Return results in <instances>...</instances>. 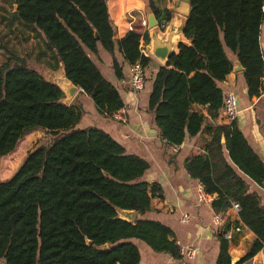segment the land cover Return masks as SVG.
Listing matches in <instances>:
<instances>
[{
	"label": "trees",
	"instance_id": "1",
	"mask_svg": "<svg viewBox=\"0 0 264 264\" xmlns=\"http://www.w3.org/2000/svg\"><path fill=\"white\" fill-rule=\"evenodd\" d=\"M4 1L9 9L0 8L2 20L21 43L35 40L37 53L31 60L28 53L0 44V161L28 132L43 131L50 142L36 145L8 180L0 179V262L139 264L134 241L179 258L171 230L144 218L161 191L157 184L140 181L149 169L147 161L126 154L99 128H79L82 106L64 105L62 90L37 69L56 72L62 65L67 80L81 90L78 95L87 96L98 114L112 115L124 103L89 55L96 56L101 47L112 57L116 80H122L114 52L126 65L138 63L145 71L152 59L141 55L140 43H149L148 33L136 29L114 39L108 0ZM146 1L158 25L170 22L171 12L159 9L156 0ZM109 4L124 13L138 1ZM189 7L183 33L189 44H180L158 68L148 98L154 126L170 147L196 137L207 122L205 114L218 118L223 96L218 85L233 71L232 56L243 68L250 98L260 95L264 69V0H189ZM205 151L187 159L184 169L213 198L216 214L238 205L240 220L256 236L243 259L249 260L264 244V206L248 193L238 173L264 188V164L235 122L216 127ZM118 211H133L136 217L128 222ZM221 235L217 238L222 242Z\"/></svg>",
	"mask_w": 264,
	"mask_h": 264
},
{
	"label": "crops",
	"instance_id": "2",
	"mask_svg": "<svg viewBox=\"0 0 264 264\" xmlns=\"http://www.w3.org/2000/svg\"><path fill=\"white\" fill-rule=\"evenodd\" d=\"M137 1L138 4L135 8L123 13L114 11L110 7V0H108V13L116 26V40L130 32L129 16L136 19L134 29L140 30L141 33L144 32L140 28L139 20L143 17L146 19L147 1ZM178 2L179 0H156L159 9L167 10L172 14L165 31L172 27L178 28L184 22V19L175 13ZM146 32L149 35V31ZM180 41L189 44L184 37H181ZM149 44L150 42L148 46ZM260 45L264 56V24ZM89 57L104 79L117 89L125 107L112 115L102 116L98 114L87 96L81 95L80 98H77L81 92L79 91L70 102V104L73 102L80 104L83 109V116L78 127L81 129L99 128L121 145L126 154L136 155L147 161L149 169L140 181L157 184L161 191L160 196L152 199L151 212L144 218L159 222L169 228L180 248L191 246L197 250L196 256L191 260L181 256L174 258L170 254L155 253L144 243L134 241L140 254L139 264H264V244L252 258L243 261L255 242L256 236L243 225L238 211L230 208L222 215V223L215 225L213 218L217 214L212 208L213 198L209 196L210 201L200 202L199 190L202 189V186L198 181L190 179L184 169L186 160L191 156L206 154L205 146L209 144L214 129L218 126L228 125L221 117L220 112L216 120H211L205 114L208 119L202 131L194 138H186L174 152L172 147L165 145L161 139L154 126L153 116L148 112V98L154 74L160 66L164 65L150 56L152 61L144 71L145 88L142 93L134 95L128 82L130 66L123 62L122 56L117 50L114 52V58L123 70L122 80H116L112 69V57L101 47H98L96 56L90 54ZM231 60L233 68H235L237 60L233 56ZM218 87L223 94L233 92L238 97L239 114L235 121L236 128L243 135L250 149L264 164V93L248 97L243 71H232ZM10 155L2 158L1 161L10 158ZM224 155L226 160H229L227 151H224ZM1 161L0 179L6 181L16 169L13 168V165L6 169L2 168ZM238 174L248 185V193L256 194L264 206V188L252 182L245 175ZM135 217L136 213H134L133 220ZM218 233L222 234V242L217 238ZM0 264L3 263L0 262Z\"/></svg>",
	"mask_w": 264,
	"mask_h": 264
},
{
	"label": "water",
	"instance_id": "3",
	"mask_svg": "<svg viewBox=\"0 0 264 264\" xmlns=\"http://www.w3.org/2000/svg\"><path fill=\"white\" fill-rule=\"evenodd\" d=\"M14 8L16 10L15 6ZM189 12H190L189 0H179L178 4L176 5L175 13L179 14L184 19V22L178 28L172 27L163 33L160 31L158 27V21L154 16V14L152 13V11H147L146 21H147V30L149 31V42H150L148 46V51L150 55L161 64L165 65L168 61V58L171 55L177 53L179 45L184 44L180 41V39L181 37H184L183 34L184 27L187 18L189 16ZM95 38L96 39L98 38L97 34H95ZM114 39H116V32L114 34ZM60 69L65 79L64 88L54 83L53 81L50 80L48 81L58 86L62 90L65 97L62 100V103L64 105H67L81 90L78 87L74 86L69 80H67L62 65L60 66ZM233 71L234 72L243 71V68L238 63V61L235 63V68H233ZM134 213L135 212L133 211H118L119 217L128 222L133 221ZM87 245L90 246L91 242L87 241Z\"/></svg>",
	"mask_w": 264,
	"mask_h": 264
},
{
	"label": "rangeland",
	"instance_id": "4",
	"mask_svg": "<svg viewBox=\"0 0 264 264\" xmlns=\"http://www.w3.org/2000/svg\"><path fill=\"white\" fill-rule=\"evenodd\" d=\"M4 7L9 9L5 1L0 0V8H4ZM145 11L147 12V10ZM4 16H5V13L0 11V44L6 43L8 47L19 52L21 55H25L28 53L32 60L37 53L36 41L31 39L27 42V44L21 43L20 38H18V35H16L15 37V34L12 33V31H9L11 29L9 28V26H7L6 21L4 22L2 20V17ZM2 37H5V38L2 40L1 39ZM2 59L3 57L0 54V62H2ZM31 64L33 65L32 62ZM37 69L41 71V73L44 75V77L47 80H50L53 82H56L58 80L57 81L58 85H60L61 87H64V83L62 81L61 69H59L56 72L50 71L44 66H38ZM80 97L81 95H77V98H80ZM69 104L70 102L67 105ZM49 142H50V136L43 131H31V132L26 133L23 136V138L19 141V143L17 144L14 152L10 155V158L1 161V167L6 169L9 166L15 165L14 169H17L19 165L21 164V162L23 161L26 154L30 152L36 145L47 144Z\"/></svg>",
	"mask_w": 264,
	"mask_h": 264
},
{
	"label": "built area",
	"instance_id": "5",
	"mask_svg": "<svg viewBox=\"0 0 264 264\" xmlns=\"http://www.w3.org/2000/svg\"><path fill=\"white\" fill-rule=\"evenodd\" d=\"M130 18V26L129 31H134V24L136 23V19L133 16H129ZM140 28L144 30L143 34L147 31V21L145 18L139 20ZM168 24L162 23L158 25L161 32H164ZM140 53L145 57L150 58V53L148 51V44L145 43L143 40L140 43ZM128 82L131 89V92L134 95H138L143 92L145 88V76L144 71L140 64L136 63L133 66L129 67L128 73ZM260 93H264V69H263V76L261 78L260 83ZM220 115L223 120L229 125L236 121L239 110H238V97L233 92H225L222 96V105L220 108ZM173 151L175 152L177 147H172ZM210 197L206 196L203 192V189L199 190V201H210ZM232 208L234 210H239L237 204H233ZM223 217L220 214H217L213 218V222L215 225H220L222 223ZM184 221V220H183ZM180 248V247H179ZM197 254V250L194 247H186L180 248V256L186 259H193Z\"/></svg>",
	"mask_w": 264,
	"mask_h": 264
},
{
	"label": "bare ground",
	"instance_id": "6",
	"mask_svg": "<svg viewBox=\"0 0 264 264\" xmlns=\"http://www.w3.org/2000/svg\"><path fill=\"white\" fill-rule=\"evenodd\" d=\"M57 81H58V80H57ZM57 81L54 82V83L58 84ZM62 81H63V83H64V85H65V79H64L63 73H62ZM62 88H64V87H62Z\"/></svg>",
	"mask_w": 264,
	"mask_h": 264
}]
</instances>
